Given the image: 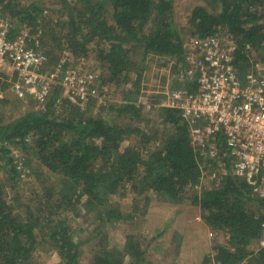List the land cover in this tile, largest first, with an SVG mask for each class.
I'll use <instances>...</instances> for the list:
<instances>
[{
	"label": "trees",
	"instance_id": "obj_1",
	"mask_svg": "<svg viewBox=\"0 0 264 264\" xmlns=\"http://www.w3.org/2000/svg\"><path fill=\"white\" fill-rule=\"evenodd\" d=\"M55 1L59 4L56 15L61 19L56 22L48 18L40 2L16 8L12 0H0V13L12 24L11 36L22 27H31L30 33L37 34L36 28L43 23L36 39L50 66L57 62L50 46L62 50L55 37V29L61 27L66 30L71 55L87 57L95 48V60L107 83L124 86L135 73L133 91L125 94L122 104L109 109L112 118L138 116L132 96L140 92L144 67L139 65V58L141 65L149 55L183 61L185 49L172 21L174 0ZM207 1L218 11L210 13L201 6L192 9L188 14L192 35L209 38L224 32L237 45L234 58L240 73L251 65L250 56L243 51L246 44L255 50L252 58L264 62V0ZM148 25L151 31L146 34ZM67 66V62L61 66L63 73ZM5 78L8 76L0 77V88ZM179 86L190 90L187 81ZM59 96L60 89L55 87L43 102V109L24 112L7 124L0 121V160L4 162L0 171H5L4 178L0 177V264H33L45 242L51 243L59 264H80L79 244L67 219V211L77 206L74 196L77 202L85 198L87 210L97 214L99 223H116L126 216L109 200L121 188L126 190V184L137 196L153 192L175 203L186 197L200 210L206 226L228 237L225 245L214 244L212 256L185 264H264V247L258 248L264 199L232 175L216 173L218 186L200 185L203 172L210 171L206 165L213 162L208 160L200 166L203 161L190 144V127L179 110L158 109L161 122L169 126V135L161 139L152 129H130L109 118L87 114V107L83 110L86 100L82 107L63 100L56 114ZM130 135L139 142L121 150V143ZM8 145L31 153L37 167L29 157L23 160L24 166L34 169L29 170L31 174L40 175L42 167L57 176L54 180L60 186L44 188L48 191L46 199L54 202L51 215L44 220L33 214L30 205L19 203L18 196L13 197L11 190L16 189L19 174ZM19 206L24 207L22 213ZM104 207L109 210L102 212ZM166 228L164 225L155 238L162 237ZM144 253L135 236L128 234L122 249L97 250L91 264H141Z\"/></svg>",
	"mask_w": 264,
	"mask_h": 264
},
{
	"label": "rangeland",
	"instance_id": "obj_2",
	"mask_svg": "<svg viewBox=\"0 0 264 264\" xmlns=\"http://www.w3.org/2000/svg\"><path fill=\"white\" fill-rule=\"evenodd\" d=\"M16 8L25 7L32 2L41 3L43 9L46 10L48 18H54V22L60 21V17L56 15V10L59 8L58 2L55 0H12ZM71 2V0H69ZM19 6H18V5ZM197 6L205 8L208 12L214 13L217 7L207 0H174L173 1V16L172 21L174 27L179 34L183 44L189 39L195 37L192 35V28L188 24L189 12ZM264 9V8H263ZM264 11V10H263ZM42 26L44 27L43 23ZM41 23L36 28V33H30L31 27H22L20 32L27 31L32 37H37L42 29ZM151 25L144 29L148 34L151 30ZM66 30L57 27L55 29V37L60 40L61 51L55 50L50 46V52L57 57L56 64L49 65L46 62L45 68L41 70L42 76H54L53 83L50 82L48 95L51 91L58 87L60 89V96L56 99V114L61 106L63 100H69L78 107H87V114L91 116H98L106 118L113 123L116 122L119 126L130 129H152L158 132L159 138H165L169 135V126L163 124L158 117L159 104L166 99L174 89L179 88L180 80L178 78V69L180 63L176 60H170L149 55L143 65L141 71L140 92L132 96L133 104L138 108V116L129 114L120 117H113L110 113V106L122 104L124 96L127 92L133 91L132 82L136 80V74L131 73L130 83L124 86H116L107 83L105 80V73L103 69L98 66L96 62L95 48L88 53L87 57L71 55L67 50V42L65 38ZM226 38L223 32L219 35ZM94 47V46H92ZM258 52H256L257 54ZM255 55V53H254ZM52 56V55H51ZM48 61V58H46ZM64 62L68 66L75 69L78 78L62 86L55 82H60L62 73L56 72L58 69L63 70ZM91 75L89 81L84 83L80 80ZM104 76V77H103ZM65 77H68L67 75ZM13 77H8L3 80V87L0 88V121L9 123L13 119L20 117L24 112L37 111L43 109L44 105L31 98H18L13 91ZM80 81L81 83H79ZM109 84V85H108ZM92 90L94 93H92ZM87 92V97L81 102L78 98L80 93ZM93 101V102H92ZM132 102V101H131ZM80 103V105H78ZM45 104V103H44ZM112 115V116H111ZM168 130V133L165 130ZM139 138L130 135L121 143V150L126 147L136 146ZM11 157L16 162V170L18 171L17 187L11 190L13 197L18 196L19 203L28 204L36 217L42 220L51 215V208L54 202L47 200L48 191L44 188L60 186L56 183L57 176L47 173L41 167L40 175L31 174L29 170H34L29 166H24L26 158L35 161L30 152L19 151L16 146L8 145ZM1 165L4 164L0 160ZM37 167L36 161L32 163ZM205 173L201 180L202 186L216 187L218 183L212 180L211 174L214 172L213 168ZM36 171V170H35ZM29 172V173H28ZM5 171H0V177L4 178ZM215 181V182H213ZM199 185V187H201ZM197 190H200V188ZM126 190L122 188L113 196H111L110 204H117L119 212L126 216L120 222H104L99 223L97 214L87 210L85 206V198L76 201L74 196L73 201L77 203L74 209L67 211L68 222L73 229L76 242L80 249V264H91V258L97 250L115 248L119 250L123 248L125 236L133 234L135 239L139 242L141 249L144 250V259L141 264H185L199 262L205 255H213L212 249L214 244L225 245L228 237L218 230H214L206 226L201 218L200 210L192 206L188 199L183 198L180 202L175 203L169 199L153 193L146 192L139 196L130 190L129 184L125 185ZM189 196V194L187 195ZM14 199V198H12ZM111 205H108L111 207ZM106 206V207H108ZM102 212L106 210L100 208ZM20 213L23 212L24 207L19 206ZM166 225L165 234L162 237L155 238L163 226ZM41 238V235H39ZM43 242V241H42ZM43 246L37 251L35 262L33 264H59L60 259L57 253L52 248L51 243L45 242ZM102 244V245H101ZM104 245V246H103ZM246 263V262H245ZM214 264V263H213ZM251 264H254L251 262Z\"/></svg>",
	"mask_w": 264,
	"mask_h": 264
},
{
	"label": "built area",
	"instance_id": "obj_3",
	"mask_svg": "<svg viewBox=\"0 0 264 264\" xmlns=\"http://www.w3.org/2000/svg\"><path fill=\"white\" fill-rule=\"evenodd\" d=\"M11 30L8 17L0 13V77L14 78L12 88L18 98L43 103L50 82H54V76L40 73L46 56L39 49V41L27 31L11 36ZM183 47L177 73L180 82L190 84V90L179 86L159 107L181 112L190 127V144L203 161L200 166L208 160L213 162L206 165L213 168L212 180L216 173L232 175L264 199V62L253 59L255 50L246 44L243 51L250 56L251 65L240 73L234 58L237 45L227 36H195ZM56 72L62 73L60 82H55L60 86L78 78V71L69 66L64 73L62 69ZM91 78L87 75L80 81ZM80 95L78 100L84 101L87 92ZM261 229L258 248L264 247V222Z\"/></svg>",
	"mask_w": 264,
	"mask_h": 264
}]
</instances>
